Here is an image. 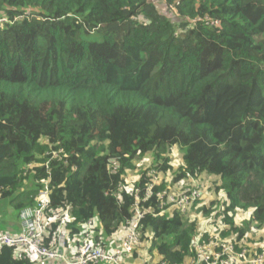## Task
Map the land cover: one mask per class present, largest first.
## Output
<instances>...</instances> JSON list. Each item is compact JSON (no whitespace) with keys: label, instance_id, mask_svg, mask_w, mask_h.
I'll list each match as a JSON object with an SVG mask.
<instances>
[{"label":"trees","instance_id":"trees-1","mask_svg":"<svg viewBox=\"0 0 264 264\" xmlns=\"http://www.w3.org/2000/svg\"><path fill=\"white\" fill-rule=\"evenodd\" d=\"M1 18V206L20 213L48 188L70 240L90 219L110 237L134 214L132 184L143 264H188L196 240L242 249L264 224V0H0ZM151 170L170 178L147 197ZM205 174L216 199L160 207L157 191ZM0 264L59 263L3 246Z\"/></svg>","mask_w":264,"mask_h":264},{"label":"built area","instance_id":"built-area-1","mask_svg":"<svg viewBox=\"0 0 264 264\" xmlns=\"http://www.w3.org/2000/svg\"><path fill=\"white\" fill-rule=\"evenodd\" d=\"M7 19L1 18L0 22ZM195 21H205L210 25H218V20L197 18ZM118 163L113 162V169ZM152 183L146 190V196L153 195V189L162 181L156 170H151ZM191 187H185L181 192L159 190L156 196L161 201L160 207L179 208L183 212L198 200L204 198L201 187L192 179ZM47 183V181H46ZM136 195L134 214L120 230L106 237L103 229L97 228L94 219L88 220L82 227L78 239H69V217L59 209L49 208V190L45 188L36 197V203L20 211L21 230L17 233L0 232V249L3 246L15 247L19 257L32 263L42 261L58 262L59 264H124V258L131 255L140 244V226L145 216L139 204L140 190L133 185L127 187ZM166 212L163 209L160 215ZM197 257L188 264H264V252L251 255L246 247L238 249L234 243H227L215 248L213 245H203L194 242ZM159 264H166L160 262Z\"/></svg>","mask_w":264,"mask_h":264},{"label":"rangeland","instance_id":"rangeland-1","mask_svg":"<svg viewBox=\"0 0 264 264\" xmlns=\"http://www.w3.org/2000/svg\"><path fill=\"white\" fill-rule=\"evenodd\" d=\"M171 157H172V162H173L174 166H178L182 160L181 150L178 147H174L172 149V152H171ZM151 164H152V160L149 156L146 157L142 162L138 163V170H136L134 173L130 174L131 180H133V181L137 180L139 177L138 173L140 172V170L143 168L151 166ZM160 176H161L160 178H170L168 175L167 176L166 175H160ZM206 179H211V178L205 174V176H203L202 180L200 179L199 181H202L204 183V181H206ZM199 181H198V183L197 182L196 183L199 186H202L201 189L203 191L204 196L206 197L205 192H206V194H208V190H207L208 187H206L205 183L202 184V182H199ZM209 193L211 195L208 194V197L210 196V198L213 200L216 199L217 195H215L212 192H209ZM4 203L6 205H5V208H3L4 209V211L2 213V214H4L3 216L10 219L13 222H15L16 224L20 223V230H21V220L19 218L17 210L10 208V206H8L9 204L7 205V203H9L8 200H4ZM251 213H252L251 210H240L239 219L237 220V224L240 225V224H242V222L244 220L249 219L251 216ZM253 224L255 226H258V227L253 229L251 232L248 233V235H247L248 237L245 239L246 244L241 243V244H245V245H243V247H246L249 250V252L255 251L259 247H264V224L260 225L258 222H255V221ZM205 229H206V226L202 225V230H205ZM137 263H140V261H137Z\"/></svg>","mask_w":264,"mask_h":264},{"label":"crops","instance_id":"crops-1","mask_svg":"<svg viewBox=\"0 0 264 264\" xmlns=\"http://www.w3.org/2000/svg\"><path fill=\"white\" fill-rule=\"evenodd\" d=\"M3 208H5V205L3 206L0 205V232H10V233L20 232V223L16 224L10 219L4 217L3 216L4 214H2L4 211ZM18 215L20 218V213H18ZM137 261H140V263H137ZM143 261H144V256L133 259L131 255H128L124 258V264H143Z\"/></svg>","mask_w":264,"mask_h":264}]
</instances>
